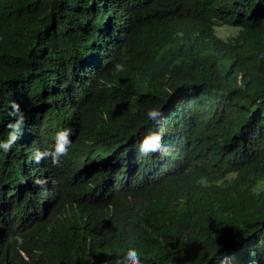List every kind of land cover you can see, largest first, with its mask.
Returning a JSON list of instances; mask_svg holds the SVG:
<instances>
[{"label":"trees","instance_id":"obj_1","mask_svg":"<svg viewBox=\"0 0 264 264\" xmlns=\"http://www.w3.org/2000/svg\"><path fill=\"white\" fill-rule=\"evenodd\" d=\"M11 102L0 264H264V0H0V140Z\"/></svg>","mask_w":264,"mask_h":264},{"label":"clouds","instance_id":"obj_2","mask_svg":"<svg viewBox=\"0 0 264 264\" xmlns=\"http://www.w3.org/2000/svg\"><path fill=\"white\" fill-rule=\"evenodd\" d=\"M114 70L119 72L123 70V66L117 64L114 66ZM12 111L9 113L10 116L15 118L14 122L7 125L10 130L8 133V138L6 140H0V150L7 153L11 151L13 145L20 138L19 133L21 128L25 124V116L20 110V107L15 102H11ZM147 118L150 121L158 122L162 113L151 108L146 113ZM72 135V130L70 128L63 129L56 134V140L53 148L51 150H35L33 154L34 162L39 164L42 160L48 159L53 166H59L61 163V158L68 155V150L72 146V141L70 136ZM165 130L160 128L158 131L149 130L148 133L139 142V152L144 156L150 154H161L167 155L168 149L164 142ZM36 184H43L44 181L36 180ZM108 264V262H106ZM111 264H143L141 260V253L135 247H129L127 251L123 254L121 258L116 259L111 262Z\"/></svg>","mask_w":264,"mask_h":264},{"label":"rangeland","instance_id":"obj_3","mask_svg":"<svg viewBox=\"0 0 264 264\" xmlns=\"http://www.w3.org/2000/svg\"><path fill=\"white\" fill-rule=\"evenodd\" d=\"M236 31L233 27H226L225 25H220L219 27L215 28V32L220 38H224L226 36H229L230 34H234ZM256 186H264V182L257 183Z\"/></svg>","mask_w":264,"mask_h":264}]
</instances>
